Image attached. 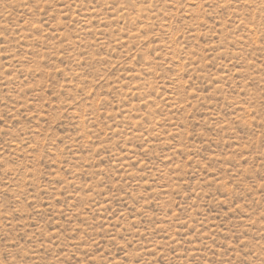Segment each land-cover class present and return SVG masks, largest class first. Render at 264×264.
<instances>
[{"label": "rangeland", "instance_id": "1", "mask_svg": "<svg viewBox=\"0 0 264 264\" xmlns=\"http://www.w3.org/2000/svg\"><path fill=\"white\" fill-rule=\"evenodd\" d=\"M0 264H264V0H0Z\"/></svg>", "mask_w": 264, "mask_h": 264}]
</instances>
